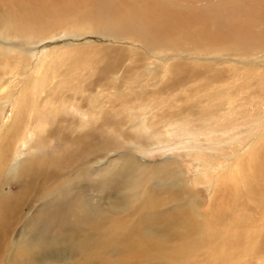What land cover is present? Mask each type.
Returning a JSON list of instances; mask_svg holds the SVG:
<instances>
[{
  "label": "bare ground",
  "instance_id": "obj_1",
  "mask_svg": "<svg viewBox=\"0 0 264 264\" xmlns=\"http://www.w3.org/2000/svg\"><path fill=\"white\" fill-rule=\"evenodd\" d=\"M101 3L106 4L105 0ZM138 5L132 3V14L125 16L110 0L104 7L109 10L106 21L98 19L102 22L87 24L85 19L91 16L85 13L83 18L69 22L71 34L90 26L104 34L103 38H113L115 44L126 43L127 48L113 44L103 68V78L109 82L105 89L100 80L88 81L92 76L84 70L63 73L64 62L70 59L64 49L49 53L34 69L36 75L32 73L29 78L27 59L6 46L5 55L0 48V119L4 113L8 115L0 131V261L5 259L4 264H40L48 256L55 259L59 252L69 253L74 259L71 252L76 250L80 264H86V260L93 264L91 258L96 253L91 248H98L102 239L112 241L118 253L119 247L124 252V259L117 260V264H206L211 259L214 261L207 264H264V225L251 222L246 215L249 208L258 210L255 217L260 216L264 222V68H257L264 67L258 63L264 59V41L252 37L247 43L241 42L243 53L257 60H237L234 64L239 65L228 78L222 79V73L216 74L218 78H208L207 84H221L217 89L206 84L203 89L195 86L192 93L188 91V100L174 99L172 94L178 89L174 87L187 78L181 62L164 60L161 65L136 59V46L157 45L159 48L146 50L150 54L152 50L162 52V45L171 41L180 50L189 51L187 44L194 38H183L182 42L164 37L165 30L156 29L152 21L154 10ZM78 11L69 10V16L81 14ZM4 14H0V35L15 42H34L40 36L39 21L35 27L17 26L4 21ZM157 15L164 17L165 12L159 10ZM136 19L142 21L140 26ZM126 59L134 63H129L123 73L126 91H118L117 70ZM253 63L257 67L247 66ZM68 66L71 70L74 65ZM249 74L253 77L240 85ZM167 78L173 81L172 88H159L161 80ZM134 82L142 84L140 90L132 89ZM255 83L257 88H253ZM227 85L235 88L230 96ZM153 90L159 97L165 90L173 97L171 103L165 107L163 103L143 122L131 113L126 115L127 125L120 124L116 119L120 111L117 100L129 98V104H137L151 98ZM243 116L258 121L253 134L236 138L234 131L226 139L206 138L215 147L213 150H207L202 142L195 143L203 149L193 154L199 160V172L193 180L179 161L180 156L148 164L126 148L145 149L152 142L156 147L157 139L168 142L176 138L178 120L188 117L197 120L204 130H212L214 120L230 124L239 119V124L245 121ZM121 126L125 131L118 132ZM129 133L137 140H128ZM159 176L161 180H157ZM10 183L14 190L5 189ZM120 184L125 186L121 190H126L124 196L119 192ZM206 185L214 193L211 204L204 207L196 189ZM36 203L39 205L24 223V210ZM132 203L137 204L136 210L130 206ZM50 221L52 232L63 235L42 248L41 236L46 235L41 230ZM255 225L262 228L249 229ZM196 239L200 245H194Z\"/></svg>",
  "mask_w": 264,
  "mask_h": 264
},
{
  "label": "rangeland",
  "instance_id": "obj_2",
  "mask_svg": "<svg viewBox=\"0 0 264 264\" xmlns=\"http://www.w3.org/2000/svg\"><path fill=\"white\" fill-rule=\"evenodd\" d=\"M111 1L117 6H120V8L122 9V13L125 16H130L132 14V10L134 7H129L132 3H137L142 7L146 6L149 10L153 9L154 12L152 15V21H154L156 29L163 31L165 30V33L167 35L164 37H170L173 40L182 42L184 41V39L194 38V40L189 41V43L187 44L190 54L188 53L189 51L180 50V47L175 43H172L171 41H166L164 45H162L163 47L162 49H160V51L162 52H159V50H152L150 54L148 53L149 55L147 54L146 50L159 47H157V45L156 47H153L149 44H147L148 47H145L144 45L142 47L140 44L136 46L138 47L137 50L139 52L135 55L136 59L148 61V63H150L151 61H157L158 63H161V65L165 61L174 62L175 64H180L181 62V69L185 71L183 75H187V78L182 83L174 87V89L178 88L177 91L172 94L174 99L182 97L184 100H186L187 96L189 95L188 91H191V89H193L195 86H199V89H203L205 88L203 85L206 84V87H210L213 90L217 89L221 84H207L208 78H218L219 76L216 75L218 73H222V79L228 78L233 72L232 69L237 68L239 65L234 64L235 61L247 60V63H251L252 61L255 62L257 60L256 56H252L253 58L250 56L249 58L248 56H246L247 54L243 53L244 47L241 45V42L245 41L247 43V40L251 39L252 37H255L260 42L264 41V0ZM109 2L110 0H105L106 4H102L101 0H0V14L5 13L3 15L4 21L10 22L17 26L30 24V27H35V22L39 21V25L42 30V32L39 34L40 36H37L34 42H23L19 39L15 42L14 38L0 35V48L5 51V55L6 50L3 47L6 46V48H8L12 53L21 54L27 59L30 66L28 67L29 72L27 73L29 78L36 75V73H34V69H36L37 64H40L42 62L43 58L45 59L48 57L49 53L53 52L54 49H64L66 53H69L66 54V57H70L71 59H69V61H65L64 64H66L67 66L68 64L74 66L73 68H71V70H69V66L67 67L66 65H63V73L68 71L78 73L84 70L86 73L91 74L92 76L88 81L92 82L93 80H100L99 84L101 86L103 85L102 87L104 89L108 88L109 82L103 78V76H105L103 68L105 67L109 54L111 53V51H113V44L117 48H127L126 43L122 42L124 44H115L112 42L114 41L113 38H107V36L106 38H103L104 34H102L98 30H93V28L90 26H86L82 28L83 30L77 31L76 33L72 32V34L68 28L71 25L69 24V22L75 19L83 18L85 13H88L89 17L91 16L92 18L85 19V22H87V24H98L102 22L97 21L98 19L106 21L109 10L105 9L104 7ZM69 10H79L78 13L81 12V14L69 16ZM159 10H161L162 13L165 12L164 17L157 15L159 13ZM136 23L138 26H140L142 21L136 19ZM49 26H52L53 28L51 29L49 28ZM223 28H226V30H224ZM140 43L142 44V42ZM3 51L0 50V55ZM148 57L149 59L146 60L145 58ZM123 63L124 65H120V68H118L117 70L119 72L117 73L119 76L116 80L118 87L115 88V90L118 91H122L123 89L126 91V86L123 79L125 74L123 73L127 72V66L129 65L130 61L126 59L125 61H123ZM133 63L134 62L130 63V65H133ZM258 63L264 66V59H259ZM141 64L142 63L139 62V65ZM247 66L255 67L256 65L255 63H253ZM247 66H245L244 68L247 69ZM2 67L0 64L1 69ZM137 68L138 71L142 69L139 67H136L135 69ZM257 68L258 70H262V68L264 67L260 66ZM32 73L34 75H32ZM251 77L253 76H247L245 79H243L242 82H240V85H246ZM226 82L228 83V81ZM255 84H253V88H257V83ZM86 85H88V83ZM131 85L133 86L132 89L136 88V90H138L140 86H142V84L138 82H134ZM158 86L161 89L169 86V89H171L173 86V81L167 78L166 80H163V82L161 80V83L158 84ZM226 87L229 88L228 85ZM258 87L260 86L258 85ZM94 88H91L90 90L95 92L97 88L95 90ZM210 88L209 90L211 91ZM229 89L230 90L227 94L228 96H230L235 91V88L233 87ZM155 92L158 91L153 90L150 94ZM162 94L163 95L159 97L160 94L155 93L148 100L141 101L137 104H129V98L127 100H117L116 106L120 111L118 112V114H116V119H119L121 122L120 124H122L123 126L124 124L127 125L128 120L126 115L132 113L134 114L135 118L137 117V120L143 122V120L160 110L162 106L165 107L171 103V98L173 97L167 96L165 90L162 92ZM158 103L160 104L158 105ZM143 112H146L147 114H142ZM4 118H7L8 120V115H6V113H4V115L0 119V131H2V128L5 126ZM131 119L134 120L133 117ZM241 119H245V121L240 122L239 124H237L239 122V119L231 122L230 124H227L226 120H212L213 122L209 123H211L210 125L212 127L214 126L213 129L211 130L208 128L204 130L203 126L199 125V122L197 120H194L193 117H188V119L186 120H178L180 122L179 126H177V124H175L174 122H172L173 124L171 123L172 126L174 125L175 127H180L179 129H176L174 131L176 138H173L168 142L160 141L157 139L156 147L152 146V142L150 144V147H147L145 149L138 147L139 149L133 150L132 148H129V146H126V148H128L131 153L138 155V157H141L144 163L148 164L159 163L168 156H180L181 159H179V161L182 162V165L186 170L189 179L193 180L199 172V160H195L193 154L203 149L197 147L195 143L198 142L201 144L202 142L204 143L203 146L206 147L207 150H213L215 147L210 146L212 144L209 143V140L214 137H217V139H226L227 137L231 136L234 131H237V134L235 133L236 138H243L245 136L253 134L252 132L253 130H255V126L259 124L258 121L249 116H243ZM219 121L222 122V124H217L220 123ZM51 122L52 120L49 121L50 124ZM126 130L129 132L128 129ZM157 130L159 129L157 128ZM120 131H125L122 126L118 128V132ZM257 136L255 137L257 138ZM31 137L32 134L29 135L30 139ZM206 138L210 139L205 140ZM128 140L136 141L137 138L132 136V133H129ZM193 148L194 150L192 151ZM49 153H51V151ZM161 179V176L157 178V180ZM12 182L14 183L15 181ZM11 183L8 184L5 189L14 190L15 187L13 188V184ZM150 184L151 183H148L147 185ZM123 187L125 186L120 184L119 192L124 196L126 190L121 191ZM196 191L200 194V197L202 199L201 203L204 205V207H206L208 204H211L210 200L212 199L214 193L213 189L211 190V188L206 185L197 187ZM140 198L142 199V197ZM121 200V203L124 206V198ZM37 205H39V203H36L32 209H29L30 206H28L27 209L24 210L22 220L24 221V223L26 222L28 215L34 213L33 211L36 210ZM134 205L136 207L137 204L132 203L130 206L135 209ZM245 206L247 209L248 206L246 204ZM246 215L249 219L252 218L251 222L264 225V222L261 220L260 216L258 218L255 217L256 215H259L258 210L253 211L251 208H249L247 209ZM200 216L202 219H204L201 212ZM56 221L57 220H55L53 224H56ZM51 222L52 221L46 223L48 226L44 230H41V234L46 235L41 236L42 238L39 246L42 248H44L47 244L54 242L56 236L63 235V233L60 232L57 234H54L52 232L54 225H52ZM261 228L262 226L259 225L249 227V229H253L255 231H258ZM199 232L200 231H197V234H199ZM37 234L41 235L39 233ZM192 240L194 241L195 237H192ZM112 243L113 242L110 240L102 239L101 242L97 244L98 248H91L92 252L96 253L95 255H93V258H91L93 264H117V260L124 259V252L119 247L120 250L118 253L116 250V246L113 247ZM197 244L198 243L196 239L194 245ZM71 253L75 254L74 259L70 258L69 253L59 252L55 255V259L51 258V256H48V258L40 264H80L81 256L78 254V251L76 250ZM228 256H230L229 252ZM4 261L5 259L0 261V264H4ZM212 261L214 260L211 259L207 261L206 264L212 263ZM250 262L251 261H249V263ZM253 263L257 264L256 261H254ZM86 264H91V262L86 260Z\"/></svg>",
  "mask_w": 264,
  "mask_h": 264
}]
</instances>
